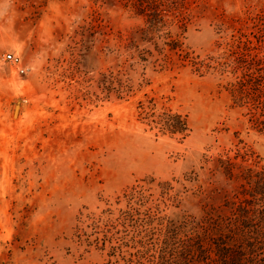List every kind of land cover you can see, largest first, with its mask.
I'll return each mask as SVG.
<instances>
[{"label":"rangeland","instance_id":"obj_1","mask_svg":"<svg viewBox=\"0 0 264 264\" xmlns=\"http://www.w3.org/2000/svg\"><path fill=\"white\" fill-rule=\"evenodd\" d=\"M263 10L264 0H196L182 48L229 62L241 33L257 45ZM143 26L123 0H0V264H149L168 224L231 217L223 201L238 183L218 159L264 168L263 124L250 121L263 120L259 104H234L232 67L196 71L143 43ZM129 42L151 53L145 69L130 60V91L107 94L104 76ZM168 109L186 120L184 137L145 118ZM132 190L143 205L134 220L154 218V234L121 224ZM100 215L114 221L95 228Z\"/></svg>","mask_w":264,"mask_h":264},{"label":"trees","instance_id":"obj_2","mask_svg":"<svg viewBox=\"0 0 264 264\" xmlns=\"http://www.w3.org/2000/svg\"><path fill=\"white\" fill-rule=\"evenodd\" d=\"M195 1L123 0V8L131 17L143 21L144 26L139 31L140 39L143 43L153 44L157 52L174 53L178 57L177 60L187 61L196 71L211 69L223 74L227 71L226 68L232 67L231 72L235 80L229 83L231 88L228 89L234 104L241 107L248 98L253 104H259L258 114L263 120L260 121L255 117L256 113H252L250 121L263 124L264 128V91L260 87L264 81V10L252 18V23H258L259 26L255 37L258 46L241 33L240 39L232 45L235 49L232 51L234 57H231V61L224 59L221 62L217 58L209 57L207 62H200L184 52L180 41L186 31V22L191 17L188 13L189 6ZM242 36L246 37L244 41H240ZM117 51L119 52V49ZM124 52L125 60L116 65L115 71L110 70L104 76L103 83L107 94L115 92L120 96L130 91L132 80L128 77L125 64L133 60L129 67L134 69V66L141 65L144 70L147 56L151 54L145 48L139 49V46L132 42L124 46ZM163 61L164 64H172L170 54H166ZM238 69L241 70L240 76L237 74ZM140 106L144 109L142 104ZM146 115L145 118H151L150 124L162 134H180L184 137L187 133L186 120L179 114L171 113L169 109L160 114L152 112ZM214 169L228 180L238 183L234 197L223 201V209L234 217H228L227 213L222 211L221 216L216 219L208 217L206 213V217L199 221L184 222L182 228L168 224L159 230L162 239L155 250L157 257H154V261L147 260L149 264H264V168L257 170L233 163L226 158L218 159ZM140 194L132 190L126 196L129 209L121 211L119 219H122L121 224L124 227L127 223L131 226L140 225L148 236V233L154 234L155 219L142 220V224L134 220L135 215H140L135 205L143 206L139 203L142 201ZM91 219L95 228L101 222L106 226L114 221L108 217L104 219L101 215ZM157 224L162 226V223ZM151 240L152 237L149 241ZM114 249L111 246L110 256H115ZM149 251L150 249H146L144 253Z\"/></svg>","mask_w":264,"mask_h":264},{"label":"built area","instance_id":"obj_3","mask_svg":"<svg viewBox=\"0 0 264 264\" xmlns=\"http://www.w3.org/2000/svg\"><path fill=\"white\" fill-rule=\"evenodd\" d=\"M3 59L5 60V61H8V62H10L11 64H13V65H18L19 66V71H20V73H23L24 72V70L22 69V67L20 66V58L18 57V56H16V55H12V54H4L3 55Z\"/></svg>","mask_w":264,"mask_h":264}]
</instances>
